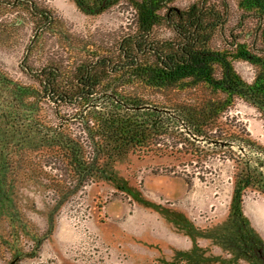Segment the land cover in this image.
Returning a JSON list of instances; mask_svg holds the SVG:
<instances>
[{"label":"trees","instance_id":"obj_1","mask_svg":"<svg viewBox=\"0 0 264 264\" xmlns=\"http://www.w3.org/2000/svg\"><path fill=\"white\" fill-rule=\"evenodd\" d=\"M125 1L143 27H135V42L119 43L116 55L90 51L94 56L78 58L70 42L63 55L28 73V83L0 68V221L11 239L4 245L13 250L6 264L37 257L65 204L87 186L114 184V164L129 156L178 162L161 173L188 180L219 176L190 172V164L212 156L232 164L231 223L239 251L264 264V244L241 210L247 190L264 196V146L227 114L240 100L264 121V35L240 33L249 37L242 43L238 33L224 32L228 0ZM237 5L239 22L253 18L255 31L264 34V0ZM12 27L0 24V47ZM124 56L131 59L121 69ZM236 61L253 67L252 82L236 73ZM22 183L52 193L45 233L31 229L21 212ZM24 241L31 242L27 250Z\"/></svg>","mask_w":264,"mask_h":264},{"label":"rangeland","instance_id":"obj_2","mask_svg":"<svg viewBox=\"0 0 264 264\" xmlns=\"http://www.w3.org/2000/svg\"><path fill=\"white\" fill-rule=\"evenodd\" d=\"M34 1L51 11L56 20L53 30L43 32L41 45L27 62L34 70L49 58L63 55L70 42L78 58L94 56L90 51L116 55L121 38L135 31L136 13L125 0L98 16L81 13L73 0ZM180 2L177 5L182 6L187 0ZM237 2L227 1L230 18L224 32L238 33L242 43L249 38L245 34L264 35L255 31L253 18L239 22L242 11ZM18 9L0 7V24L21 20L14 15ZM33 30L34 25H23V29L10 32L0 47V68L14 80L30 82L20 64ZM234 70L244 81L252 82L251 65L236 61ZM227 114L246 126L250 136L264 146V121L255 107L237 100ZM168 165L179 163L139 160L136 156L121 159L113 167L118 180L87 186L71 198L56 215L55 228L41 244L37 257L23 258L17 264H259L241 255L231 223L232 164H221L212 156L206 163L187 166L188 171H200L205 176L218 172L219 176L210 175L206 181L162 174L160 169ZM51 195L31 183L17 187L21 212L39 234L47 228ZM241 201L247 226L264 244V196L247 190ZM8 232L0 221V264H6L13 254L10 246L4 245L11 240ZM24 243L27 250L31 242Z\"/></svg>","mask_w":264,"mask_h":264},{"label":"flooded vegetation","instance_id":"obj_3","mask_svg":"<svg viewBox=\"0 0 264 264\" xmlns=\"http://www.w3.org/2000/svg\"><path fill=\"white\" fill-rule=\"evenodd\" d=\"M79 2L80 4L78 6V3L73 0V3L81 13H85L91 16L104 14L110 9L114 8L105 4L104 0H102V4L99 2V0H79ZM2 6H7L11 9L19 8L16 12H14V15L16 16L15 18L21 20L11 21L13 23V27L11 28L10 32L17 31L19 28L23 29V25H34V30L31 39L29 40V45H26L25 47L24 59L20 64L27 75L28 73L32 74L34 73V69L30 65H28L27 62L31 59V56L34 54V52L38 50L37 46L41 45L43 32L45 33L48 30H53L52 26L55 25L54 22H56V20L51 14V11L47 10L43 6H40V4L36 3L34 0H0V7ZM135 27H143V25L141 23L137 24L136 20ZM153 28H157V25ZM127 35L125 34L121 38L122 42H124L125 40H128L129 42H135V36H131L132 33L130 34V36ZM130 59L131 58H126V56H124V59H122L123 64L121 65V69L128 63V61H130ZM12 262H14V260Z\"/></svg>","mask_w":264,"mask_h":264}]
</instances>
